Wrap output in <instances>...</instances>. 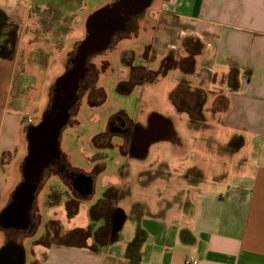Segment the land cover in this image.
<instances>
[{"label": "crops", "instance_id": "crops-1", "mask_svg": "<svg viewBox=\"0 0 264 264\" xmlns=\"http://www.w3.org/2000/svg\"><path fill=\"white\" fill-rule=\"evenodd\" d=\"M87 1L0 0V215L12 203L13 192L22 181L28 127L38 124L50 108L51 88L71 66L77 46L87 34L88 16L115 0H92L86 5ZM151 2L146 17L152 26L147 34L138 15L133 28L121 31V37L89 56L86 64H111V53L120 57L134 51L141 55L134 54L132 64L156 71L166 56L182 63L191 54L189 71L177 64L159 74L170 76L171 91L184 89L179 93L184 110H178L172 101L184 125L175 117L166 123L158 109L144 113L143 121L125 113L121 116L142 128L153 119L160 122L140 150L165 138L173 147L196 145L210 159L195 169L197 177L185 176V186L167 194L162 206L152 207L138 196V190H132V181L141 177L130 166L121 175V190H101V195L109 192V200H99L92 190L78 201L75 217L82 215V202L90 200L87 215L91 212L94 218L95 214L100 217L94 225L104 234L97 249L90 248L93 236L82 244L57 239L36 244L47 221L57 224L56 220L64 219L55 204L45 205L48 190L42 186L34 193L31 212L40 222L32 231L0 224V248L7 240L20 245L23 264L28 260L27 241L39 248L32 251V264H264V0ZM50 6L60 11L49 10ZM147 45L148 62L143 55ZM105 51L109 54H103ZM95 55L98 58L92 60ZM121 68L127 75V67ZM110 72L100 71L98 81L104 83ZM40 79L45 84L42 104L33 106L39 107L40 117L27 123L30 117L25 110L31 107L33 84ZM191 111L196 117L190 116ZM126 149L125 145L123 152H114L124 158ZM127 157L129 163L139 162L130 154ZM11 165L17 167V180L7 188ZM42 191L44 198H39ZM179 191L178 199L175 194ZM98 200L103 205L99 214L96 207L91 208ZM77 225L73 222L72 229Z\"/></svg>", "mask_w": 264, "mask_h": 264}, {"label": "rangeland", "instance_id": "rangeland-1", "mask_svg": "<svg viewBox=\"0 0 264 264\" xmlns=\"http://www.w3.org/2000/svg\"><path fill=\"white\" fill-rule=\"evenodd\" d=\"M91 2L92 0H88L86 5H90ZM151 4L152 2L144 12L139 14L143 20V31H145L146 34L150 31L152 26V21L146 17L149 16L148 14L152 7ZM50 7L51 8L49 10L60 11L59 9L55 8V6ZM135 18L133 19V26H135ZM73 31L77 32L78 30L76 31L74 28ZM127 35L129 34L127 33ZM147 48L148 45L143 46V55L146 56V62H148L151 58V54L148 52ZM103 54H109V51H105ZM111 54L109 58L111 64L102 62L96 64L95 66L92 65V70L96 79L94 86H92L91 89L93 90V93H96V96L99 95V90H103L105 93L104 101L90 108L86 104L85 97L80 100L78 116L76 117V119L79 121H72L71 118L74 116H69L68 124H66L59 133V149L66 155L68 162L74 168L84 172H90L91 169L95 167L93 196L97 197L99 200H102L101 198L103 195H101V190H104L105 188H109V190H112V192L114 190H121V183L123 181L121 175L130 166V169L134 168L136 172L140 173L141 177L137 181H132V190H138V196L145 199V201L150 203L152 207L162 206L163 204H166L167 194H171L173 190H181L186 183L184 180L185 176L197 177L198 172L195 169L202 165L204 159L207 160L210 158L208 155L204 154V151L201 148L196 145L185 149L173 147L171 141L165 138H162L159 141L148 143L145 149L138 152H133L130 149H126L127 153L124 158H122L114 152V150L117 151L119 149L118 144L120 143V140H115L112 138V149H106L104 151L106 155L105 162L102 160H95L93 163L91 161L92 158H97L101 155V153L94 151L90 139L92 135L102 131L107 118L111 114L119 113L122 115L125 113L131 119L143 121L144 113H151L155 111V109H158V111H160V115L164 117L165 122L175 117L178 118L176 120H178L180 124H183L182 116L175 114L176 112L172 105V94H174V92L171 91V80L169 79L170 76L167 77L161 76L163 74H158L159 76L157 75L151 81L142 82L138 85H135L127 94L120 95L115 91V86L119 82L126 81L129 78L130 71L127 64H132V58L134 57V54H141L134 53V51H130V53L128 51L123 52L120 57L116 54L111 56ZM96 58H98L97 55L93 56L92 60ZM122 61H125L126 65L123 64ZM121 65H125V67H127V75H123V68H121ZM103 70L111 71V75L109 74L103 78L104 83L102 81H98L97 79L98 73L100 71L102 72ZM41 79L43 80L44 77H41ZM41 79L37 82V84H33L30 96L31 107L29 106L25 110L26 115L30 117L32 123H35L40 117L39 107L33 108V106H35V104L37 106L42 104L43 87L45 84L44 82H41ZM52 96L53 86L50 91V103L52 102ZM119 101L122 104L118 103ZM70 114L72 115V113ZM93 153L94 155L92 156ZM127 154L132 155L134 159H137L139 162L129 163V160H127ZM142 159L146 160L142 162ZM205 163L209 166L211 165L209 161H206ZM7 176L8 178L6 180V187L8 188L10 183H13L17 180V167L11 165L8 169ZM46 176L47 178H57L56 180L58 186L54 181L47 183L46 185L44 182L41 185L44 186L43 189H63L58 177L54 176L53 174H49V176L47 174L45 177ZM36 190H40V187H37ZM179 192V194H175L176 198L178 199L182 195V191ZM40 197L44 198V191L40 193L39 198ZM99 200L98 202H95L94 206H91L92 210L93 208L95 210L96 207L95 213L98 214V210H100L103 206H100ZM79 201H81V199H79ZM45 202V205L47 206L55 204L58 208L57 214L60 216V218L64 217V219L62 218L63 220L60 221L56 220L57 224H55L53 221H47L46 231L37 237L38 242L36 241V244L43 245L49 240L56 239L60 241L62 240L64 243L82 244L87 241L88 237H90V235H86V230L97 232V228L94 224L100 219V217H97V214H95L96 217L94 218L93 213L89 212L88 219L87 211L85 210L91 200L82 202V213L80 212L82 214L81 217L79 214V216L75 217L77 215V206L67 202L63 195H57L56 193H52L50 196L45 195ZM32 205L34 208L35 201H32L31 207ZM65 213L67 214V217L64 215ZM102 213L105 214L106 212L102 211ZM39 219L40 218L38 217V222H40ZM73 222L79 224L77 225L78 228L74 227L72 229ZM24 245L28 256L26 264H32L29 259L32 255V251H34L35 247L37 248V246L32 245L30 241L24 242Z\"/></svg>", "mask_w": 264, "mask_h": 264}, {"label": "water", "instance_id": "water-1", "mask_svg": "<svg viewBox=\"0 0 264 264\" xmlns=\"http://www.w3.org/2000/svg\"><path fill=\"white\" fill-rule=\"evenodd\" d=\"M151 0H115L90 14L86 20L87 34L71 59V66L54 83L50 108L40 122L27 129V155L21 166L22 181L13 192L12 203L0 215L4 227L22 223L27 226V212L32 204L41 172L59 154L58 136L66 125L74 91L84 75L89 56L104 50L115 34L124 31L131 17L144 11ZM116 226V222L113 224ZM0 264H23V250L14 242L0 250Z\"/></svg>", "mask_w": 264, "mask_h": 264}, {"label": "flooded vegetation", "instance_id": "flooded-vegetation-1", "mask_svg": "<svg viewBox=\"0 0 264 264\" xmlns=\"http://www.w3.org/2000/svg\"><path fill=\"white\" fill-rule=\"evenodd\" d=\"M135 17H131L130 20L127 23V27L124 30V32L128 29L133 28V19ZM119 34V33H118ZM115 34L112 38H116ZM111 40V41H112ZM93 67L86 64L84 66V75L78 82V87L74 91L73 95V102L72 105L68 111V120L69 116L72 117L71 120L74 121L77 119L75 118L77 111L79 109L80 100L85 97V101L87 106L90 108L94 107L95 105H92L96 102V105L102 103L105 99L101 102L100 101V91H98L99 95L96 96V93H93V90L91 89L92 86H94L95 82V75L93 73ZM96 96V97H95ZM72 113V115L70 114ZM153 119V118H152ZM150 121V124L147 128H142L141 126L137 124H133L132 122L124 119L121 114L114 113L111 114L104 124V128L99 133H95L92 135L90 142L92 144V147L94 151H97L101 153L100 156H98L96 159L92 158V162L94 163L95 160L104 161L105 162V150L106 149H112L111 147V139L114 138L119 139L120 143L119 150L120 152L123 150V147L126 145L128 146V149H130L133 152H138L140 148L144 145L146 141H149L155 134L154 127L158 128L160 125V122ZM59 137V136H58ZM59 149V145H58ZM94 153L92 154V156ZM94 168L91 169L90 172H84L81 170H78L74 168L67 160V157L64 153H62L59 149L58 157L54 160H52L47 166H45L41 172V180L40 183L37 185V187L41 188L42 184L48 180L47 176L48 174H53L54 176L58 177L63 189H52L48 188V196L52 193H56L57 195H63L65 200L67 202L72 203V205H76L79 199L86 198L92 193V190L94 189ZM47 173V174H46ZM57 178H54L53 181L57 183ZM58 186V183H57ZM66 189V190H64ZM104 190H109V188H105ZM31 206L27 213L26 219H27V226H23L22 223L18 224L17 227L19 228H30V231H32L35 226L37 225V218L34 216L33 212H31ZM11 239V238H10Z\"/></svg>", "mask_w": 264, "mask_h": 264}, {"label": "trees", "instance_id": "trees-1", "mask_svg": "<svg viewBox=\"0 0 264 264\" xmlns=\"http://www.w3.org/2000/svg\"><path fill=\"white\" fill-rule=\"evenodd\" d=\"M121 36H122V32L116 35V37H121ZM191 57H192V55L190 54L188 56V58L186 60L182 61V63H181V62H175L170 56H166L162 60L158 70H156V71L148 70L145 66H143L141 64H131V65L127 64L129 66V71H130L129 72V78L126 81L119 82L115 86V91L120 95L127 94L133 86L138 85L142 82L151 81L158 74L166 73L168 70L177 66V64L179 65V68H181V70L189 71L191 69ZM122 63L126 65L125 61H122ZM69 67H68V69H69ZM183 90H184L183 87H180V88H178V90H176L174 92V94H172V97H173L172 101L174 102L176 108L180 111L184 110L183 104H182V99L179 96L180 95L179 93L182 92ZM99 91H100L101 98H100V101H97V102H101L105 97L104 91L103 90H99ZM92 105H96V102ZM192 111L190 113V116L194 117L195 115L193 114ZM110 198L111 197H110L109 192H105L101 199L102 200H109ZM82 232H84V231H82ZM103 234H104V232L101 229L97 230V232H95V231L91 232L90 230H86V235L93 236V242H92L90 248L97 249L98 244L99 245L101 244L100 238L102 237L101 235H103ZM8 242H12V241L7 240L6 243H8ZM2 248H3V246L0 248V250Z\"/></svg>", "mask_w": 264, "mask_h": 264}, {"label": "built area", "instance_id": "built-area-1", "mask_svg": "<svg viewBox=\"0 0 264 264\" xmlns=\"http://www.w3.org/2000/svg\"><path fill=\"white\" fill-rule=\"evenodd\" d=\"M26 122L27 123H31V119L30 118H26Z\"/></svg>", "mask_w": 264, "mask_h": 264}]
</instances>
